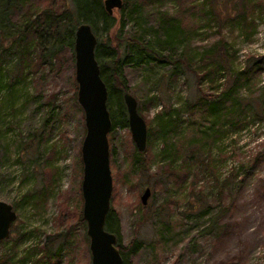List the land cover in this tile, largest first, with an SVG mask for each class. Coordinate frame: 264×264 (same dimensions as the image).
Listing matches in <instances>:
<instances>
[{"label":"rangeland","instance_id":"obj_1","mask_svg":"<svg viewBox=\"0 0 264 264\" xmlns=\"http://www.w3.org/2000/svg\"><path fill=\"white\" fill-rule=\"evenodd\" d=\"M46 1L57 6L60 2L32 3L38 8ZM248 1L253 18H247V30H254L249 36H243L235 21L241 0H149L145 7L137 6L136 0H122L108 17L94 19L91 24L101 50L117 41L118 52L138 54L124 67L121 81L123 91L134 96L145 120L167 104L193 103L199 96L198 76L193 69L202 70L220 59L231 62L229 67L210 72L202 90L223 108L222 112L228 110L226 118H238L241 112L245 120L239 128H230L226 122L217 125L220 137L207 144L190 137L197 131V123L188 122L208 117L209 110L201 109V114L198 109L191 114L182 110L178 116L174 112L176 125L169 135L145 142L141 151L131 140L127 123L109 129V222L116 245L123 250L124 264H264V156L253 168L245 163L253 153L263 151L264 114L255 116L251 106L255 112L264 110L259 97L260 89L264 93V59L252 65L256 73L242 82L238 104L230 103L235 92L228 90L233 85V70H240L264 53V12L256 10L264 0ZM62 2L70 4L69 0ZM17 14L11 13V19L18 18ZM164 14L179 16L182 24L192 29L189 51L193 69L170 72V64L146 58L137 41L129 39L134 36L141 42H153L172 58L180 56L179 43L163 42L158 18ZM6 33L0 32L3 73L16 70L13 64L19 56ZM217 38L230 43L228 55L218 52L207 59L193 55L192 51L211 47ZM71 51L63 47L61 57L51 65L35 63V71L27 72L11 93L0 89V200L10 203L16 213L9 236L0 241V264H90L88 239L82 237L83 229L76 220L82 204L76 181L80 183L81 178L77 158L84 125L82 110L73 97L76 83L74 67L68 65ZM107 68L103 64L105 72ZM118 86L114 83L111 88L109 110L117 112L116 103L120 102L126 115ZM163 141L167 148L176 147L177 174L171 167L167 171L154 156ZM134 157L139 161L132 162ZM42 187L44 194L36 195ZM145 188L149 195L142 205L140 195ZM41 195L42 200L31 202ZM229 204V211H223L222 207ZM226 216L238 226L230 227L226 234L222 226V236L215 240V226ZM41 245L50 249L48 256L34 249Z\"/></svg>","mask_w":264,"mask_h":264},{"label":"trees","instance_id":"obj_2","mask_svg":"<svg viewBox=\"0 0 264 264\" xmlns=\"http://www.w3.org/2000/svg\"><path fill=\"white\" fill-rule=\"evenodd\" d=\"M59 6L49 4L47 1L43 4V6H40L38 8H34L32 0H0V32L7 31L9 33H6L5 36H9L11 39L10 46L16 47L17 51L19 52V56L16 57V60L13 64V66L16 68L15 71H7L5 73L0 71V89H4L7 92L11 93L14 90V85L21 81L26 75L27 72L35 71V63L41 64V63H47L51 65L53 63V60L58 59L61 57V51H63V47H69L70 51L73 50L72 48V41H73V30L77 22L79 21H86L90 24L93 23L94 19L98 18H106L109 15L104 11L102 7V0H69L70 4H63L62 0H58ZM149 0H136L135 4L137 6H147ZM152 1V0H150ZM255 2V1H254ZM123 3H125V0H123ZM122 3V4H123ZM251 4L248 0H241V3L239 5L238 11L236 12L235 21L239 24L240 30L243 33V36H249L253 33V28L247 30V23L249 22L247 18H253L252 15H250L251 10H249V7L247 5ZM257 5V4H256ZM259 10V13L264 12V3L262 6H257V9ZM15 11H18V18L11 19V13L15 14ZM19 19V20H18ZM158 23L162 28V32L164 34V43H168L169 45L173 44L174 42H177L180 44V56H176L175 58H172L169 54H166L163 52L158 46H155L152 43L148 42H141L138 40V38H135L134 36H130L129 39H132L133 41L139 46L143 54L146 58L151 60H156L157 62L161 64H170V72L175 73L178 72L179 69L187 70L191 69L192 59L193 56L189 51V43L190 39L192 37L191 31L192 29L190 27H186L182 24V20H180L179 16L170 17L167 15H161L158 18ZM93 26V24H92ZM92 29V28H91ZM246 29V32L244 30ZM95 35V34H94ZM30 36V40L29 39ZM24 45V46H23ZM230 43H228L223 38H217L214 42H212L211 47L203 48L201 51L196 50L192 51L193 55L198 54L200 55L201 59L210 58L212 57V54L220 53L222 55H228L230 52L229 48ZM35 48L38 49V53H36ZM26 47V50L24 49ZM28 48L29 52H28ZM33 48V49H32ZM24 49V50H23ZM32 49V50H31ZM118 42L109 45L106 44V49L101 50L99 45L96 44L94 47V55L99 65V71L100 76L102 80L104 81L106 85L107 90V97H106V104L107 108L111 110V94H112V87L113 84H118L119 89V96L122 98L120 91L122 92L124 88V84L121 81V77L123 75L124 67L131 63L132 60H135V57L138 56V54L130 55L125 54L124 51L118 52ZM139 57V56H138ZM261 59H264V53L260 54L258 58H255L249 65L245 64L240 70L238 68L234 69V78H233V85L230 86L228 90H234L235 95L231 96L230 103H239L240 97L243 94H239L238 91L241 88V84L243 81H247L251 78V76L256 73V69H253V64L258 63L261 61ZM69 63L71 67H73V51H71L69 56ZM32 61V66L31 65ZM65 61H63L64 63ZM231 62H224L222 59L219 61L216 60V62H212L211 65H207L204 69H193L198 76V83L197 87L199 89V96H197L196 100L191 103L189 101L184 100L181 102V106H171V104H167V108H162L158 112L155 113L153 122V118H149V120H145V126H146V143L150 144L152 140H154L158 135L163 137H166V135H169V132L171 131L172 127L176 125V121L174 120L175 114L181 112L182 110L188 111L190 114L198 109L200 114L202 113L201 109L206 108V115L209 117H203L205 118H194L193 121L188 122H196V129L197 131L191 134L190 137H196L194 140H197L200 142H207V144L213 142L215 139L220 137V130H217L216 126L222 125V122H226L227 125H229L230 128H239L242 127L245 123V120L243 118V114H238V118H226L228 110L222 112L221 109L218 108L217 102L214 104V100L208 99L209 93H205L202 90V85L206 83V80L210 72H216V70L227 68L228 65ZM103 64H106L108 67L106 72L105 69H103ZM39 66V65H36ZM24 70V72H23ZM180 71V72H181ZM75 89L76 87H73V97H75ZM262 90H259V97H261L260 100V107L264 101V93L262 94ZM116 96L118 94H115ZM213 97V95H212ZM263 97V98H262ZM118 98V97H117ZM13 100V97H12ZM14 102V100H13ZM11 102V104L13 103ZM116 103V101L114 102ZM118 111L110 112L109 115L111 119V127L114 126V124H125L126 125V115L125 113H122L120 109V102H117ZM247 104V103H246ZM246 104L241 108V111L244 112ZM182 107V108H180ZM136 108L138 113L140 114V107ZM251 109L253 111V114L255 116L260 115V117L264 114L263 111L255 112L251 106ZM263 109V108H262ZM205 110V109H204ZM260 110V109H259ZM175 112V114H174ZM120 113V115H119ZM231 115V114H228ZM193 118V116L191 117ZM157 119V120H156ZM159 120V121H158ZM110 127V128H111ZM156 128V129H155ZM193 138H191L192 140ZM197 143V142H195ZM261 148H263V151H256L251 155V157L245 161L248 165H250L252 168L255 166V164L262 160V156H264V141L260 142ZM168 144H166L164 141L161 144V147L157 150H155L154 156H157L159 158V161H161L165 166L167 171L169 170V167L173 168L171 172L178 173V167L176 168L174 165L175 161L177 160V150L176 147L172 149L167 148ZM197 148V147H196ZM77 160L79 162L80 158L78 157ZM135 160L139 161L137 158H133L132 162ZM181 167V165L179 166ZM177 170V171H175ZM261 178L257 177L256 180H259ZM264 180V179H261ZM45 185V183H44ZM43 185V186H44ZM77 189H79V182L76 181ZM80 190V189H79ZM44 194L45 190L42 187L41 189L37 190L36 195L42 193ZM42 194V195H43ZM41 197L35 196L34 200L31 201L34 204H36L39 200H42ZM24 197L28 196V194L23 195ZM32 196V195H30ZM23 197V198H24ZM32 198V197H30ZM229 206H223L222 210L225 212L229 211ZM228 215V214H227ZM76 220L79 226L83 229V238L87 241V237L85 236L84 230L85 225L84 221L81 218V213L77 212L76 214ZM109 211L106 214L105 217V229L111 232V225L109 222ZM233 219H224L223 223H220V225L215 226L217 229L215 231V240L222 236V234H219V228L224 226V234L229 231L230 227L232 226H238ZM56 236V235H52ZM134 242V241H133ZM119 255L121 257V264H124L123 261V250L118 246ZM137 248V243L135 242L132 244L131 250L135 251ZM34 249H41L43 250V254L45 256H48L51 252L48 247L45 245H41ZM127 249V248H126ZM125 249V250H126ZM128 250V249H127Z\"/></svg>","mask_w":264,"mask_h":264},{"label":"water","instance_id":"obj_3","mask_svg":"<svg viewBox=\"0 0 264 264\" xmlns=\"http://www.w3.org/2000/svg\"><path fill=\"white\" fill-rule=\"evenodd\" d=\"M122 5V0H102L107 14ZM96 36L86 21L76 23L73 30V72L76 83L75 98L83 114L84 133L80 141L81 218L88 239L90 264H121L116 237L105 229V217L109 210L111 173L107 133L111 119L106 104L107 90L100 76L94 55ZM126 110V123L131 140L137 150L145 147L146 126L138 113L136 100L127 90L121 93ZM149 195L145 188L140 195L144 205ZM16 213L10 203L0 200V241L9 236Z\"/></svg>","mask_w":264,"mask_h":264}]
</instances>
